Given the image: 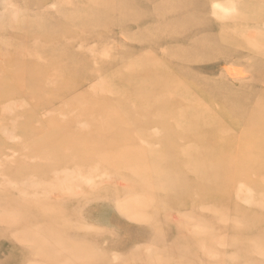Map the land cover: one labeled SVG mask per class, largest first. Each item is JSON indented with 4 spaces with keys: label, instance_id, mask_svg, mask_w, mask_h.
Returning <instances> with one entry per match:
<instances>
[{
    "label": "rangeland",
    "instance_id": "obj_1",
    "mask_svg": "<svg viewBox=\"0 0 264 264\" xmlns=\"http://www.w3.org/2000/svg\"><path fill=\"white\" fill-rule=\"evenodd\" d=\"M169 1L178 2L177 0H102L105 7H98L100 10L114 7L112 5H119V8L111 12L107 18L101 17L96 20L93 16L95 0H0V69L3 67V70L11 72L18 68L20 66L18 60L21 61L23 56L27 55L26 47L34 45L45 47L44 50L35 51L25 61L28 66L22 65L19 67L20 70H15L22 72L28 67H34V80H31L33 76L31 75L30 78L24 79L25 81L22 80L15 84L16 81L11 77H9L10 80L0 78L2 81L0 86V92H2L0 94V121L2 120V123L0 122V136L2 137H0V264H26L28 261L29 264H32V261L35 264H59V260L64 262H60L61 264H187L193 258V252L188 248L197 247L196 243L200 241L201 237L206 236V232H215L213 229L223 224L220 222L221 217L225 218L223 215L219 217V220H216L218 216H216L215 206H222L220 211H227L226 214L229 217L226 216L228 218L222 226V233H215L217 236L211 245L214 255L211 257L210 264H244L246 261H252L249 256L240 257L241 252L237 246L232 244L233 242H227L225 245L226 237H231L230 235L236 231H240V237H247L246 226H243V222L240 220L241 214L233 213L227 209L236 205L246 210L247 206H251L242 201L239 196H235L233 185L229 183V180L233 179L237 173H241L242 175L237 179L234 187L248 189L254 182L264 177L256 169L244 172L237 165L233 168L230 161L238 155L237 153L243 158H249L253 149L251 145L244 149L237 148L238 138L230 136L232 132L228 131L226 127L228 121H224L221 128L209 123V125L198 126L196 131H182L176 138V143L173 141L175 136L160 138V129L152 124L143 127L155 137V140H149L143 135L138 137L137 141L126 137L125 144L127 146L139 145L148 150L145 156L147 160L153 161L151 170L157 166L162 157H164L163 163L172 161L175 146H186L192 149L194 161L210 165L219 178V182L199 178L193 171L196 168L195 164L191 163L190 154V161L182 159V163L173 167L174 172L181 171L184 174L186 184L183 186L185 189L180 187L168 195L170 199L161 201L158 200V194L162 195V193L156 187H158L157 184L168 183L167 177L164 175H161L160 178L151 176L152 171L148 169L150 171L148 187L145 190L148 192L149 198L145 195L142 197L140 189L136 190L132 186L142 182L139 175L128 176L130 184L123 177H119L117 173L108 171L106 167L97 168L99 163L96 157V148L84 144V142L81 143V146H77L81 155L86 157L76 162L82 172L71 171V166L74 164H64V159L59 161L60 167L49 166L45 158L49 154L55 156L56 153L63 150L70 153L73 147L68 142L58 139L49 146H44L41 142L42 137L52 136L59 132L56 128L59 122L73 121L77 128L73 134L76 137L81 136V138L84 135H89L91 131L96 133L102 130L108 122H105L101 114L97 117L91 115L94 119H98V124L96 127L90 126L84 115L75 113L69 108L70 105L81 103V97L84 94L93 95L91 102L95 105L108 104V101H113L117 105L122 104L124 107L132 108H123L127 112L122 115L123 118L129 115L130 119H136V124L132 122L123 128L117 127L116 130L119 129V131L116 135L126 130L131 133V130L139 128L143 125L144 117H155L154 113L151 114L152 108H143L147 103L146 98H140L146 103L140 102L139 98L135 99L134 90L138 95V92L147 93V89L151 85L159 86L162 82L169 84L170 81H172L171 84H176L175 81L181 82V75L177 76L179 70L194 79L191 84L198 91L206 89L205 81L214 82L226 76L227 82H234L235 86L245 85L243 91L250 93L249 100H254L251 95L254 89L258 92L257 95L263 94L264 71L253 63L255 55L251 53V49L245 43L234 46L233 49L237 52L231 56L223 53L218 57L206 59L203 58V52H205L202 51L203 47L199 50L193 47L199 36L213 38L222 36L217 24H213L214 21H211L217 20L216 15L213 14V7L218 2H222L223 5H227L229 13L230 5L234 0H207L208 6L200 7L202 11L199 13L201 23L194 24L193 27H183L184 29L176 33L163 30L165 29L162 28L165 20L182 21L179 16L193 18L194 16L190 11H181L179 8L166 6ZM87 2L92 4L90 9L86 8ZM228 2L229 4H227ZM159 5L166 6L163 7V12L156 10ZM81 7L84 8L81 9ZM58 12L64 13L65 16H61V13ZM66 13H71L77 19L71 22L69 14L66 15ZM234 15L240 16L238 12ZM236 19L239 21L236 24L241 23L242 26L237 29L238 31L243 33L248 28H254L251 30V32L255 31L252 35L253 39L255 34L264 37V30L255 28L257 26L251 20L241 17ZM203 22L207 23L203 24ZM230 23L232 26L235 25L233 22ZM263 37L259 38L260 44L258 42L262 47L264 46ZM214 41L216 40H209L206 45L212 46ZM62 46L67 47L69 52L65 51ZM61 50L65 51L64 56L76 55L78 65L76 72L74 71L77 66L74 61H67V65L59 62L61 59L57 58V54H61ZM78 52L81 55L75 54ZM248 56L253 57L250 59ZM99 59L101 61L97 63ZM256 59L261 62L264 60L260 57H256ZM87 60L90 61L89 64H87ZM251 60L252 62H250ZM44 62L50 65L47 69L48 75L45 71L47 76L49 73L52 75L55 72L53 74L55 76H52L54 84H51L53 81L51 76H45L49 84L44 82L46 80L41 78L40 69L36 70ZM64 67H66V72ZM96 67H99L100 71ZM225 67L231 74H227ZM234 69H237V72L239 70L241 74L238 72L236 76H233ZM56 70L66 75L77 74L78 71L79 73L72 75L73 77L63 76V81L56 84L60 79ZM131 79H138V83ZM50 80L52 81L50 82ZM98 82L100 84L109 82L113 86L108 87V84L107 89L106 84H104L105 86L102 84L104 87H101ZM134 82L136 85L141 83L140 86L146 83L144 85L146 88L144 87L142 92L137 91L139 87L137 88L133 84ZM103 88H106L108 92L111 88V91L107 93ZM164 94L165 91L158 95L165 97ZM152 95L153 98H159L157 93ZM180 97V95L174 94L170 95L168 99H175L179 102L177 98ZM213 106L214 104L211 103H205V105L203 103V110L210 111ZM173 112L174 109L165 112L161 110V118L170 120V114ZM159 118L158 115L157 120ZM11 121L16 123L13 122V124ZM23 121L27 123L25 124ZM6 122H8V126H6ZM166 127L172 128L169 123L166 124ZM12 128L17 130L13 131ZM4 129L5 135L2 133ZM9 133L11 134L9 135ZM162 139L169 141L163 142L165 145H162L161 142L159 144ZM156 149L158 153H155ZM257 151L255 148L254 152ZM38 152L41 156L36 154ZM51 167L59 169L55 170ZM59 171L61 173H58ZM68 172L73 174L70 175ZM168 174L166 173V175ZM76 175H79L80 180ZM85 178H88L90 182L86 183L88 180L83 182ZM159 179L168 180V182H162ZM225 181L231 187L228 190L226 187V191L222 190L220 185ZM19 184L26 190L25 194L22 193L23 189ZM23 184L26 187L28 185V189ZM155 184L156 186H154ZM29 186L32 187V190ZM64 186L69 193L65 191L66 194H64V191L61 190V188L64 190ZM72 188L77 192H70L69 189ZM27 190L28 192L32 191V195L30 192L27 193ZM215 190L218 194L214 203L209 200V195ZM6 198L11 200L2 204ZM114 200H117L116 203L120 202L121 206L125 204L128 210L123 211V208L124 210L126 208H120V204L119 208H116L118 204ZM32 202H35L43 210L51 208V217H57L53 218L55 220L53 222L54 229L49 230L53 236L50 238L49 244L44 239H38L40 236H34V240L26 236L27 230L23 231L21 226L14 223H7L10 221H6L4 218V216L10 215V210L6 211V207L13 208L12 215L15 216L19 206L25 203L32 204ZM134 213H137V218ZM232 214L236 217L233 218L234 220H231ZM133 215L134 218L131 217ZM222 234L227 236L224 235L225 239L222 236V239L218 241ZM35 247H39L37 252L34 250ZM262 247L264 248V244ZM207 255L210 259L209 254ZM249 255L254 258L260 257L255 253L254 255L249 253ZM195 260L196 264L209 263L204 258L195 257Z\"/></svg>",
    "mask_w": 264,
    "mask_h": 264
},
{
    "label": "bare ground",
    "instance_id": "obj_2",
    "mask_svg": "<svg viewBox=\"0 0 264 264\" xmlns=\"http://www.w3.org/2000/svg\"><path fill=\"white\" fill-rule=\"evenodd\" d=\"M177 1H178L177 3L169 1L167 3V5L166 4L165 5L172 7V8H175V9L179 8V9H181V11L182 10L190 11L191 13H193L194 18L191 16H188V17L179 16V18L182 21H166L165 20L162 28H165L163 30H167L171 33H176L178 31H181L182 29H184L183 27H188V26L193 27L194 24L201 23V21H200L201 16L199 15V13H201L202 11L200 10V7L204 8V7L208 6L207 0H177ZM93 4L95 5V8L93 10V16L96 20H98V18H101V17L107 18L108 16H110L109 14L111 12H113V11H115V9L119 8V5H112L114 7H112V8L110 7L111 9L108 8L106 10H100L98 7H105V6H103L102 0L100 2L98 0H95V2ZM227 4H229V2ZM230 4H231V2H230ZM165 5H159L156 8V10L158 12H163V9H164L163 7H166ZM91 6H92V4L90 2L86 3L87 9H90ZM230 6H231L230 7L231 10L229 11V13L227 12L228 11L227 5H223L222 2L221 3L218 2V4H216V6L213 7V14L216 15L217 20H211V21H214L213 24H217L219 31L222 32V36L220 35L219 37H215V38H213L211 36H199L196 38L193 47L196 50H199L200 48L203 47L202 51H205V52H203V54H204L203 58L206 59V58L218 57L223 53H226L228 56H231L232 54L237 52L236 50L233 49L234 46H236L238 44L245 43L251 49V53L253 55H255L254 56L255 60L253 61V63L257 64L260 67V70L264 71V60H262V62H261V61H257V59H256V57L264 58V46L263 47L259 46V44H260L259 38H262L263 36L255 34V37L253 39L252 35L255 33V31L251 32V30H253L254 28H248V29L244 30V32L242 33L241 31L237 30L238 28L242 27L241 23H239V25L236 24L239 22L236 18H240V17L246 18V19H249L252 22H254V25L257 26L255 28H257V29L262 28V30H264V0H234L233 4ZM83 8L81 7V9H83ZM120 9H121V7H120ZM169 10H171V9H169ZM68 11H70V10H68ZM104 12H107V13H104ZM237 12L240 15L239 17L234 15ZM58 13H61V16L62 15L65 16L64 13L62 14V12H58ZM240 13H242V14H240ZM67 14H69V19L71 20V22H74L77 19V17L71 15V13H66V15ZM182 14H185V13L182 12ZM230 22L235 23V25L232 26ZM205 23H207V22H203V24H205ZM213 39L216 40V41H214V44L212 46H207L206 45L208 43L207 41L213 40ZM263 39H264V37H263ZM258 42H259V44H258ZM62 47H63V49H65V51L68 50L67 47H65V46H62ZM44 48H45L44 46L41 47L38 45H34L32 47H26L25 49L27 50V55L23 56L24 58L21 61L18 60V62L20 63V64H18V65H20L19 67H21L22 65L28 66L27 63H25V61L29 57H31L35 51L39 52L42 49L44 50ZM5 51H7V50H5ZM20 51L23 52V50H20ZM65 51L61 50V54H59V53L57 54L58 55L57 58L61 59V60H59V62L63 65H67V61H70V62L74 61L76 63V66H77L75 68V71H74V72H76L78 70L77 69L78 65L76 62L77 59L75 57L76 55L75 56H71V55L70 56H64ZM68 52H69V50H68ZM97 53H98V51H97ZM75 54L81 55L80 52L75 53ZM19 55H20V53H19ZM248 57L251 59L253 56H248ZM55 59H56V57H55ZM51 60H52V58H51ZM100 61L101 60L99 59L97 61V63ZM86 62H87V64L90 63V61H88V60ZM250 62H252V60ZM24 63H25V65H24ZM15 64H17V63L15 62ZM48 64L44 62V63L40 64V66L36 70L38 71L40 69V73L42 74L41 78H44V80H46L44 82H47L49 84V81L47 79H45V76L48 75L47 69H48V67H50V65H48ZM98 66L100 67V65H98ZM19 67L16 69L20 70ZM99 67H96V68L99 69ZM65 68L66 67H64V70L66 72ZM15 70L9 72L7 70H3V67H2L0 69V78L3 77L5 80H7V79L10 80L12 78L14 81H16L15 84H18L20 81H22L26 78H30L31 75H33L31 80H34V78H33L35 75V74H33V72H35L34 67H32V68L28 67L26 70H22L23 73L21 71L19 72L18 70L17 71H15ZM62 70H63V68H62ZM67 70H68V68H67ZM225 70H227V74H228L229 69L227 67H225ZM45 71H47L46 72L47 75L45 74ZM51 71H52V69H51ZM99 71H100V69H99ZM238 72H239V70H238ZM238 72L236 69L235 72H233V74H234L233 76H236V74ZM54 73L55 72H53V74ZM78 73H79V71L77 72V74H72V75H78ZM53 74L51 75V73H49V76H47V77L51 76V79H52V76H55ZM85 74H86V72H85ZM229 74H231V72ZM238 74H241V73L239 72ZM57 75H59L60 79L56 78V79H59L56 82V84H58V82L63 81L62 80L64 78L63 76L73 77L70 74L66 75L64 73H61L60 71L58 72ZM178 75H181L180 77H182L181 82L175 81L176 84L175 83L171 84L172 81H170L169 84L162 82V83H160L159 86H152L151 85L150 87H148L149 89H147L148 90L147 93L146 92L144 93L141 91V90H144L146 88L144 86L146 83L142 84L140 86V84L142 83V81H140L141 83L137 84V85H139V86H137L135 83L136 82L138 83V79L137 80L131 79V80L136 81L133 84H135L137 88L139 87L137 89V91L142 92V93L138 92L139 94L137 95L136 90H134L133 95L135 96V94H136L135 99H138V98L139 99L140 98L145 99L146 98L145 101H147V103L142 101V99H140V102L142 101V103H146V106H144L145 105L144 104L143 108H145V107L152 108L153 112H151V114L152 113L155 114V117H152V118H147V117L143 116L144 117V119H142L143 125L140 126L139 128H136L134 131L131 130V133L126 130V131L122 132L121 134L116 135L117 132L119 131V129L121 127L123 128V126H125L126 124H129V123L131 124L132 122L134 124H136V119L135 120L130 119L129 115H127L126 117L123 118V115H122L123 113L127 112L123 108L132 109L131 107H128V106L124 107L122 104L117 105L116 102H113V101H111V102L108 101V104L95 105L93 102H91V100L93 99V95H87V94L82 95V97H81L82 102L77 103L75 105H70L69 108L71 110H73L75 113L84 115L85 120L87 122L89 121L90 126L92 125V126L96 127L98 124V119L97 118L94 119V117L91 115H94L95 117H97V115L101 114L104 117L105 122L106 121H108V122L104 125V128L102 130L97 131L96 133H94V131L93 132L91 131V132H89V135H84L82 138H81V136H79V137L74 136L73 133L77 130V128H76V124L73 123V121L59 122L56 125V128L59 130V132L55 133L52 136L42 137L41 142L43 143L44 146H49L56 139H58L61 141L68 142L73 147H72L70 153H67L65 150H63V151H59L58 153H56L55 156H52L50 154L47 155L45 158L47 159L49 166L60 167L59 161L64 159L65 160L64 164H74L73 166H71V171L76 172V173L78 171L82 172V169L79 168V166L76 164V162L81 161V159L83 157L84 158H86V157L81 155V151L79 150V147H77V146H81V143L84 142V144H87L89 146H93L94 148H96V157H97L98 163H99V164H97V162H96L97 168L101 169V168L106 167V169H108V171H111L115 174L117 173V175H119V177H123L128 182H130L128 176L135 177L136 175H139L142 179V182L138 185L133 184L132 186L136 190H137V188L140 189V191L142 192V197H143V195H145L146 197L149 198L148 192L145 190L148 187V173L150 171H152L151 176H156V178H158V177L160 178L161 175H164L165 177H167L166 179H168L169 182H168V180L164 181L165 178L162 176L164 179L163 180L159 179V180H162V182L164 181V182H168V183L157 184L160 181H158L156 183L158 186V187H156L157 190L159 188L160 192L162 193V195L158 194V200L161 201L163 199H170V197L168 198L169 194L175 192L180 187H183V189H185L183 186L186 184L184 174L181 171L174 172V170H173L174 165L182 163V161H181L182 159H186V161H190V154H191V163H192V165L195 164L194 167L196 168V169L194 168L195 170H193V171L196 173V175L199 178H205V179H208L209 181H212V182H219V178H218L215 170L210 165H208L206 163H203V162L200 163V162L194 161L192 158V149L189 147H186V146H178V147L175 146L174 147L175 148L174 156L171 158L173 160L170 161L169 163H163L164 157H162L160 162L157 164V166L151 170V168H153V161L147 160L146 156H145V153L148 150H146L144 147H141L139 145H134L133 147L127 146L125 144V139H127L128 137H131L132 139H134L133 141H137L138 137L143 135V136H145V138H147L149 140H155V137H153L151 135V133H149L147 131V129H145L143 127V126H148V125L152 124L157 129H160V134H161L160 138H162L164 136L165 137L175 136L173 138V141L176 143V138L178 137L179 133H181L182 131H185V130L196 131L198 129V126L209 125V123L212 125H215V127H217V128H221L222 124H224V121H228V124L226 127H227L228 131L232 132V135H230V136L238 138V141L236 143L237 148L238 149H244L246 146L251 145L252 149H253V150H251V153L249 154V155H251L249 158H243V156H241L239 153H237L239 156L238 155L234 156L233 159H231V161H230L233 164V168L235 165H237L242 170H244V172H246L247 170H250V169H256V170L260 171L262 173V176L264 177V153H263V151H264V92L262 95H257L258 92L254 89L251 92V95L254 98V100H249L248 96L250 93L247 91H243L245 89V85L235 86V85H233L234 82H230V83L227 82L226 76H224V77H222V78H220L214 82H207L204 80L205 81L204 84L206 86V89L204 91L203 90L198 91L197 88L196 87L194 88V86L191 84L194 82V79L189 78V76H187V73H185L182 70H179V71H177V76ZM9 77H11V78H9ZM75 78H79V77H75ZM234 78H236V77H234ZM52 80H50V82L52 81L51 84H54L53 83L54 77ZM128 80H130V79H128ZM27 82H28V80H27ZM42 82H43V80H42ZM24 83H26V82H24ZM28 83H30V82H28ZM37 83H38V81H37ZM4 84H5V82H4ZM102 84H100V86L104 87L105 86L104 84H106V83L103 84L104 86H102ZM108 84H109V82H108ZM108 84H106V88H107ZM1 85H2V81L0 79V86ZM4 86L6 87L7 85H4ZM111 86H113V85H110V84L108 85V87H111ZM146 86H148V85H146ZM32 88H33V86H32ZM90 88L92 89V86H90ZM106 88H103V89L106 90ZM33 89H35V88H33ZM110 89H109V92L111 91ZM147 90H145V91H147ZM163 91H165V94H164L165 97L164 96L160 97L158 94H160ZM106 92L109 93L108 90H106ZM1 93L2 92H0V94ZM153 93H157L159 98H153V95H152ZM174 94H176V95L178 94L181 96L180 98H177L180 103L175 99H172V100L168 99V97L170 95H174ZM113 95H114V92H113ZM2 97H4V96H2ZM203 103H204V105H205V103L206 104L211 103V104H214V106L212 109H210V111H207L205 109L203 110ZM4 105H6V104H4ZM22 108H24V107H22ZM169 109H174V112L170 114L171 115L170 120L168 118L163 120V118H161L160 111L162 110L163 112H165L166 110H169ZM29 114H31V113H29ZM28 115H27V117H28ZM158 115L160 116L159 120H157ZM15 118H17V117H15ZM0 122L2 123V120ZM13 122L14 121H11V123H13ZM16 122H14V123H16ZM102 122H104V120H102ZM6 123H7L6 126H8V122H6ZM11 123H10V125H11ZM24 123L26 124L27 122H24ZM167 123L171 124L172 128H167L166 127ZM6 126H5V128H7ZM14 126H16V125H14ZM19 126L20 125L18 124V127ZM117 127H119L118 130H116ZM14 128H12L13 131L17 130ZM16 128H17V126H16ZM4 131H5V129L2 131L3 134H4ZM25 131H26V129H25ZM22 132L24 133L23 130H22ZM152 133H154V132H152ZM156 133L158 134L157 130H156ZM10 134L11 133H9V135ZM226 136H222V137L227 138ZM168 141H169L168 139H166L164 141L162 139L161 141H159V144L161 142L162 145H165L163 142H168ZM255 148L258 150L257 152H254ZM75 151H76V155H75ZM155 153H158V150ZM36 154L41 156V154L39 152ZM155 155H157V154H155ZM177 161H179V162L177 163ZM57 167H56V169L53 167H51V168L58 170L59 168H57ZM185 168H186V166H185ZM148 169H150V171ZM227 169L231 170L229 168H227ZM182 170H184V169H182ZM58 173H61V172L59 171ZM166 173L167 174L170 173V174L166 175ZM72 174H70V175H72ZM241 175H242L241 173H237L233 179L229 180L230 181L229 183H232V185H233L235 196H239V198H241L242 201L247 202V204H250L251 206H247V209L244 210V209H241V208L237 207L236 205H234V206H230L227 210H231V212H233V213L241 214L240 220L243 222L242 225L246 226L245 229L247 230V237H245V236L240 237V234H239L240 231H236L230 235L231 237H226L225 245L227 242H233L232 244L237 246L239 248V251L241 252L240 257L249 256L251 258L252 261H246L244 264H264V248L262 247V245L264 244V178H261L259 181L255 180L256 182H254L250 186V188H248V189H241L240 187L239 188L234 187L237 179ZM107 176H108V174H107ZM30 177H31V175H30ZM30 177H28V179H30ZM76 177H78V179L80 180L79 175L78 176L76 175ZM81 178H84V177H81ZM116 179L119 180V178H116ZM24 180L27 181L26 179H24ZM86 180H88L86 183L90 182L88 178H85L83 180V182H85ZM154 180H156V179H154ZM2 181H4V180H2ZM53 181H54V179H53ZM44 182H46V181H44ZM6 183H8V182L6 181ZM29 183H30V181H29ZM29 183L27 182V184H29ZM130 184H131V182H130ZM156 184L154 186H156ZM6 185H8V184H6ZM21 185H22V183H21ZM63 185H66V184H63ZM69 185H71V184H69ZM75 185H77V184H75ZM220 185H221V189L225 190V191H226V187H227V190L231 188L229 186L230 184L227 185V181L221 182ZM9 186H10V184H9ZM23 186H24V184H23ZM24 187H26V186H24ZM32 187H33V185H32ZM32 187L29 186V188H31L30 190H32ZM38 187L40 188V186H38ZM128 187H130V186H128ZM26 188L28 189V185ZM19 189L21 190V188H19ZM22 189H23V187H22ZM34 189H35V187H34ZM66 189L67 188L65 186H64V190L61 188V190L64 191V194H66L65 193ZM75 189L77 190L76 187H75ZM75 189L72 188V189H69V191L70 192H77L78 190L76 191ZM62 191H60L61 194H62ZM25 192H26V190L23 189L22 193L25 194ZM29 192L27 190V193H29ZM31 192H30V195H32ZM66 192L69 193L68 191H66ZM150 194H152V193H150ZM217 194H218V192L216 190L214 192H211L209 195V200L213 201L215 203V199H216ZM135 196H137V195H135ZM8 200H11V199L6 198L2 202V204H4L5 201H8ZM116 201L114 200L115 203H116ZM116 204H118L117 205L118 207H116ZM116 204H114V206L116 208H119V204H120V208L125 207V204H124V206H121L122 204L120 202H118ZM215 208H216V211L215 210L214 211L216 212V216H218L216 220H219L220 219L219 217H221L223 215V217H225V218L221 217L220 222H222L224 224V222H226V219L229 217L226 214L227 211H220V210H222L221 209L222 206H220V207L215 206ZM6 209H7L6 211L10 210L9 211L10 215L4 216L6 221H10L7 223H9V224L14 223L16 225H19L22 227L23 231L27 230L26 236L31 237L33 240L35 238L34 236H40V238H38V239H44V240H46V243L49 244V242L51 241L50 238L53 237L49 230L54 229L55 225L53 222L55 220H53V218H57L55 216L51 217V210H50L51 208L43 210L38 205H36L35 202H32V204L25 203V204H22L21 206L18 207V211H17L15 216L12 215V213L14 211L13 208L10 207V209H8L6 207ZM127 210H128L127 208H126V210H124V208H123V211H127ZM134 214L136 217L137 213H134ZM226 216H228V217H226ZM131 217L134 218V215ZM141 217H143V216H141ZM233 218H236V217L232 214L231 220H234ZM223 224L219 225V227L214 228L213 230L215 232H206L205 233L206 236L201 237L199 239L200 241L196 243L197 247H189L188 248L193 252V258H192V260L188 261L187 264H196L195 257H198L200 259L204 258L206 260V262H209L208 264H210L211 257L214 255V254H212V251H211L212 250L211 245L215 241V236H217L215 233H222L221 229H222ZM206 227H208V226H206ZM208 231H210V230H208ZM224 235L225 234H222L221 238L218 239V241L222 239V236L225 239ZM225 236H227V235H225ZM38 248L39 247H35L34 250H36V252H37ZM174 251H175V249H174ZM159 252H160V250H159ZM100 253H102V252H100ZM155 253H157V252H155ZM249 253H252L253 255H254V253L256 255L259 254L260 257H256V258L251 257L249 255ZM207 254H209L210 259L208 258ZM65 259H67V258H65ZM32 262H31L32 264H35L34 261H32ZM60 262L61 261L59 260V264L64 263V262H61V263ZM29 263L30 262L28 261V263H26V264H29ZM65 263H67V262L65 261Z\"/></svg>",
    "mask_w": 264,
    "mask_h": 264
}]
</instances>
